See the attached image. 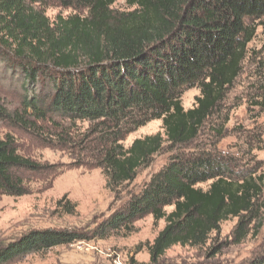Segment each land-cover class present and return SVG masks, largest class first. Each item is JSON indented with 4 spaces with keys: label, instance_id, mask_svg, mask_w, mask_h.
Here are the masks:
<instances>
[{
    "label": "trees",
    "instance_id": "obj_1",
    "mask_svg": "<svg viewBox=\"0 0 264 264\" xmlns=\"http://www.w3.org/2000/svg\"><path fill=\"white\" fill-rule=\"evenodd\" d=\"M46 1L0 0V65L28 93L21 112H8L0 101V118L34 133L49 117L89 123L77 145L88 141L84 151L115 196L165 147L178 151L89 232L30 231L0 248V264L79 241L129 235L133 223L148 215L165 222L146 246L151 264L174 246L204 248L220 224L233 218L238 223L232 243L240 244L251 230L256 235L264 214L259 167L239 170L215 149H183L207 122L221 118L249 45L259 29L264 32V0H122L126 11L113 8L118 0H51L74 11L53 20L42 8ZM191 88L200 95L184 110L181 96ZM257 89L254 106L264 112V76ZM156 120L163 135L123 146L128 134ZM227 122L225 117L223 127ZM63 133L60 143L66 142ZM41 169L20 154L12 135L0 137L1 193L28 194L25 176ZM63 209L76 213L69 201ZM253 264H264V258Z\"/></svg>",
    "mask_w": 264,
    "mask_h": 264
},
{
    "label": "rangeland",
    "instance_id": "obj_2",
    "mask_svg": "<svg viewBox=\"0 0 264 264\" xmlns=\"http://www.w3.org/2000/svg\"><path fill=\"white\" fill-rule=\"evenodd\" d=\"M42 8L50 20L57 15L67 16L74 12L51 0L46 1ZM113 8L128 10L122 0H118ZM263 76L264 32L259 29L249 45V56L242 73L220 107L221 118L214 117L207 122L198 138L183 152L215 149L234 161V168L243 170L258 166L259 173H264V112L254 106L258 100V84ZM27 94L20 81L0 65V101L5 109L10 113L21 112ZM199 95L197 88L186 90L181 96L184 110L192 109ZM225 117L228 122L223 127ZM38 125L40 129L34 133L0 118V137L12 135L20 154L42 166L38 173L25 176L28 194L12 197L0 192V248L33 230L89 232L120 208L131 194L138 193L176 150L165 147L153 157L149 166L139 169L135 179L115 196L106 189L102 170L91 164L90 155L84 151L88 141L82 146L77 145L88 134L89 123H70L49 117ZM222 127L224 131L218 136L216 132ZM61 132H64L66 142L60 143ZM163 132L161 120L152 121L128 134L122 143L128 148L136 139L157 133L163 135ZM201 187L206 189L207 184ZM59 201L62 204H58ZM65 201L76 205L75 214L66 213L63 209ZM262 219V227L257 234L254 235L251 230L240 244L232 243V234L238 223V219L233 218L220 224L204 248L174 246L159 264H253L264 258V214ZM164 226V220L155 222L148 215L133 223V232L129 235L119 233L104 240L79 241L18 257L6 264H129L132 259L137 264H151L146 246L153 242Z\"/></svg>",
    "mask_w": 264,
    "mask_h": 264
}]
</instances>
